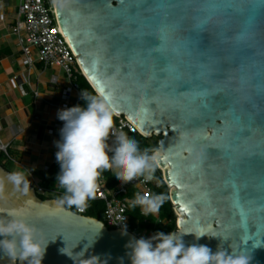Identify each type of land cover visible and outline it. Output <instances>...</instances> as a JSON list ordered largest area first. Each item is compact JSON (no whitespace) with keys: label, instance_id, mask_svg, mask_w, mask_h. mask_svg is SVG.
<instances>
[{"label":"water","instance_id":"1","mask_svg":"<svg viewBox=\"0 0 264 264\" xmlns=\"http://www.w3.org/2000/svg\"><path fill=\"white\" fill-rule=\"evenodd\" d=\"M46 2L93 92L108 93L114 117L127 119L140 136L160 138L153 154L176 216L173 233L186 246L244 253L249 264H264V9L248 0L240 22L224 34L222 13L198 28L205 16L189 5L181 27L168 33L169 67L178 71L163 72L138 46L160 28L151 22L157 12L145 6L148 0ZM249 17L247 35L238 40ZM218 96L229 103H210ZM6 173L0 168V176ZM14 215L48 243L41 264H131V233L109 230L5 179L0 218ZM200 232L207 235L191 234ZM0 264L22 262L0 254Z\"/></svg>","mask_w":264,"mask_h":264},{"label":"clouds","instance_id":"2","mask_svg":"<svg viewBox=\"0 0 264 264\" xmlns=\"http://www.w3.org/2000/svg\"><path fill=\"white\" fill-rule=\"evenodd\" d=\"M81 98L85 107L77 105L58 110V119L64 123L60 129L61 139L55 142L58 148L56 160L60 165L57 182L65 190L60 203L77 207L95 198L102 171L114 170L116 179L122 183L137 177L151 181L157 161V155H150L147 150L142 152L134 138L124 132H112L116 109L108 93L87 95L83 92ZM110 133L116 138L114 149H109L106 143ZM108 151H112L111 157ZM5 179L17 190L23 186L24 192L31 186L22 171L6 173L0 176V198H3ZM164 199L163 195L151 198L137 195L133 206H140L145 216L154 215ZM35 231L33 226L15 215L0 218V237H3L0 254L7 255L12 261L19 259L22 264H41L48 243L37 239ZM122 234L127 235L126 226ZM191 234L197 240L207 235L204 232ZM126 248L130 249L127 255L131 264H249L250 261L244 253L228 254L221 248L213 252L208 246L195 243L186 246L182 235L173 232L157 231L148 238L132 237Z\"/></svg>","mask_w":264,"mask_h":264},{"label":"built area","instance_id":"3","mask_svg":"<svg viewBox=\"0 0 264 264\" xmlns=\"http://www.w3.org/2000/svg\"><path fill=\"white\" fill-rule=\"evenodd\" d=\"M17 1L16 18L9 27V32L16 40V45L21 54L22 66L30 70L35 64H40L43 69L60 71L67 84L60 91L61 101L68 104V102L74 100L78 105L79 102L83 101L81 95L84 91L78 87L77 79L80 76L83 77V75L53 20L46 0ZM13 81L18 83L20 93L26 95V92L21 88L22 84L27 83V81L21 76L13 77ZM50 82L52 85L58 83L55 77H52ZM33 94L38 97L36 92ZM115 118H117V122L113 126V133L139 134L127 119L123 117ZM106 143L109 145V149H114L116 146L115 135L110 133ZM8 148L9 145L0 140V155L12 161L8 154ZM108 154L112 155L113 153L108 151ZM102 172L98 180L95 198L89 199L87 202L100 201L104 204L102 223L105 227L109 230L123 232L126 226L127 232L137 239L152 236L154 234L152 230H141L138 226L130 224L128 209L137 195H147L149 198L157 195L156 190L164 184L158 168L155 166L151 181H145L143 177H137L128 183L120 181L114 189H107ZM30 187L35 195L44 197L47 200L53 199L60 202L65 195V191L60 190L58 182L54 188H44L38 182L32 181ZM74 213L85 216L84 206H76ZM138 214L143 222L147 221L149 215L145 216L140 206ZM160 223L162 225L166 224L165 221Z\"/></svg>","mask_w":264,"mask_h":264},{"label":"crops","instance_id":"4","mask_svg":"<svg viewBox=\"0 0 264 264\" xmlns=\"http://www.w3.org/2000/svg\"><path fill=\"white\" fill-rule=\"evenodd\" d=\"M17 4V0H0V140L9 145L11 156L18 159L12 163L31 184L39 183L36 172H45L51 164L59 165L55 142L61 139L64 122L57 113L77 105L74 100L68 104L61 101L60 91L67 84L60 71L36 64L30 70L22 66L16 40L9 32ZM15 76L27 81L21 88L26 95L20 93L18 83L13 81ZM52 77L57 78V85L51 84Z\"/></svg>","mask_w":264,"mask_h":264},{"label":"snow or ice","instance_id":"5","mask_svg":"<svg viewBox=\"0 0 264 264\" xmlns=\"http://www.w3.org/2000/svg\"><path fill=\"white\" fill-rule=\"evenodd\" d=\"M98 5H106L107 0H94ZM129 2H136V0H129ZM143 2V0H141ZM248 3V0H148L146 7H151L157 15L151 18V22L160 25L158 33H151L146 40L139 44L145 50V58L151 57L155 65H158L163 72L178 71V69H171V58L169 55V36L170 31L179 29L184 21L183 13L189 5H196L197 11L205 16L197 25L198 28L206 26L207 21L210 20L217 13H222L227 19L222 21L221 32L227 34L234 24L239 23L241 14L244 11L243 5ZM260 7L264 9V0H259L257 4L253 0V9ZM160 13H163L161 15ZM171 17V19H168ZM245 27L240 29L241 34L237 37L238 40H243L247 35L248 28L251 26V17L245 20ZM192 39L199 41H206L205 37L193 34ZM207 48V43L201 44V51ZM246 53L241 51V55ZM261 80L264 81V74H261ZM207 96L208 94L202 93ZM264 98V96H262ZM210 103L219 104L221 106L227 105L229 100L226 96H218ZM261 167L264 168V161L261 162Z\"/></svg>","mask_w":264,"mask_h":264},{"label":"trees","instance_id":"6","mask_svg":"<svg viewBox=\"0 0 264 264\" xmlns=\"http://www.w3.org/2000/svg\"><path fill=\"white\" fill-rule=\"evenodd\" d=\"M38 67H41L40 64H36ZM78 87L83 90L87 95H96L91 87L88 85L86 80L83 77H79L77 79ZM79 106L85 107V101H81L78 103ZM114 124L117 122V118L113 117ZM130 138H134L139 145L140 150L143 152L144 150H147L149 154H153L157 150V143L160 139L159 137H152L150 139H145L139 134H127ZM10 150V149H9ZM9 157L12 159L11 152H8ZM110 157L111 155L108 154ZM12 161L9 159H6L4 156L0 155V168L3 169L5 172L10 173L11 172V166ZM60 172V165L58 164H51L48 169L45 172H36L40 174V180L39 184L44 188H54V186L57 183V175ZM103 176L106 180V187L107 189H114L118 184L119 180L116 179L115 173L113 170H104ZM36 175V174H35ZM60 190L65 191L62 187H60ZM169 190L166 188V186L163 184L159 189L156 190L157 195H163L164 201L162 205L159 208L158 213L156 214H150L147 221L143 222V219L139 217L138 214V208L139 206H133L130 205L128 209V218L130 220V224L132 226H138L141 230H152L154 233L157 231L164 232L165 234L169 232L176 231V216L173 212V208L171 206V203L169 201L168 196ZM37 196V195H36ZM38 199L45 201L47 200L44 197L37 196ZM63 205L75 212L76 206H70L67 203H63ZM85 208V216L89 218L96 219L100 222L103 221V211H104V204L100 201H90L87 202L86 205H84ZM165 221L166 224L162 225L160 222Z\"/></svg>","mask_w":264,"mask_h":264},{"label":"rangeland","instance_id":"7","mask_svg":"<svg viewBox=\"0 0 264 264\" xmlns=\"http://www.w3.org/2000/svg\"><path fill=\"white\" fill-rule=\"evenodd\" d=\"M61 77H62V75H60ZM45 77H48L47 75L45 76ZM44 93V92H43ZM8 152H11L10 150H8ZM13 158V162H16V160H18V159H16V157H12ZM16 170H18L19 171V169H17L16 167H15V165L14 164H12V166H11V172H14V171H16ZM21 170V169H20ZM36 178L37 179H39L40 178V174L39 173H36ZM39 182H40V180H39ZM41 183V182H40Z\"/></svg>","mask_w":264,"mask_h":264}]
</instances>
